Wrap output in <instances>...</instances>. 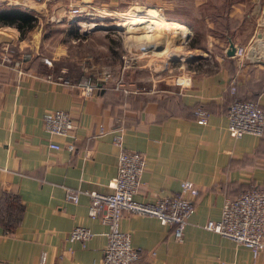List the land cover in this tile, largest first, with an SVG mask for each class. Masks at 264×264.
Masks as SVG:
<instances>
[{
	"label": "crops",
	"instance_id": "1",
	"mask_svg": "<svg viewBox=\"0 0 264 264\" xmlns=\"http://www.w3.org/2000/svg\"><path fill=\"white\" fill-rule=\"evenodd\" d=\"M63 3L0 0V8L24 9L37 19L21 35L12 26H0V195L13 194L21 204L12 232L6 233L0 224V264H90L100 260L105 227L87 216L85 194H79L73 204L64 199L63 187L110 192L107 183L115 173L118 151L112 136L118 127L121 145L145 158L134 196L137 201L169 196L178 191L182 180L191 181L198 191L181 241L174 240L171 226L161 225L153 217H121L119 229L129 234L131 246L145 260L152 264H261L252 260L247 248L201 226L219 218L225 199L264 182V133L232 139L225 129V110L235 98L228 91L232 83L236 96L254 100L264 110V0H234L228 7L232 24L227 27L234 34L233 45L242 41L244 23L253 21L248 25L253 33L241 45L243 57L225 56V44L207 35L205 49L188 48L190 57L173 74L163 69V61L150 54L139 55L132 67L122 70L126 93L96 80L89 96L58 80L77 82L64 63L83 66L81 60L90 56V49L81 45L78 49L85 53H72L74 40L64 37L59 28L68 22ZM129 20L135 26L148 21L156 29L158 23L181 26L176 31L179 38L189 33L179 21ZM129 37L135 40V33ZM26 54L28 58L23 60ZM42 57L51 61L50 67L41 62ZM15 60L22 61L19 71L12 67ZM179 60L174 57L173 62ZM196 108L207 114L204 125L194 121ZM55 109L66 111L76 126L70 136H50L42 129L43 113ZM48 141L60 149L48 148ZM68 141L77 154L70 155L63 148ZM73 226L86 227L92 233L84 248L64 240ZM149 251H153L152 257Z\"/></svg>",
	"mask_w": 264,
	"mask_h": 264
},
{
	"label": "built area",
	"instance_id": "2",
	"mask_svg": "<svg viewBox=\"0 0 264 264\" xmlns=\"http://www.w3.org/2000/svg\"><path fill=\"white\" fill-rule=\"evenodd\" d=\"M39 1V0H32ZM79 9H67V13L79 15ZM233 57L241 58L245 54L242 46L234 45ZM28 58L24 55L23 60ZM21 59V60H22ZM124 61L132 59L126 55ZM21 60L12 62V67L19 71ZM41 62L51 66V61L45 57ZM127 67H121V72ZM99 78L92 74H84L74 84L66 79L58 78L60 83L75 87L80 95L89 96L93 93L96 80L109 82L113 89L126 93L121 73L114 76L109 72H99ZM234 91L233 83L229 93ZM195 123L204 125L207 114L200 108L192 111ZM225 129L228 136L237 139L244 134L261 136L264 133V110L251 100L233 99L227 106L225 113ZM42 129L50 136L68 137L76 126L66 111L55 109L46 111L41 118ZM121 128L114 130L113 143L118 147L116 154L115 173L108 181V193L95 191H80L63 187L64 199L75 204L79 194L88 197L86 214L105 227L104 245L99 261L90 264H152L144 259L141 252L130 244V236L119 229V220L123 215H146L155 218L161 225L172 227V237L181 241L182 231L189 216L194 211V198L197 189L191 181L182 180L178 191L169 196H155L152 201L140 202L134 196L141 184L140 178L145 165L144 155L138 151L126 149L121 145ZM101 133V128H99ZM46 146L53 150L60 149L57 143L48 141ZM63 148L70 154H77L74 144L67 142ZM207 231L214 232L222 237L232 240L237 245L247 248L252 260H259L264 264V182L258 185H249L232 198L225 199L217 220H207L201 226ZM92 233L83 226H73L65 235L66 242H77L84 248ZM153 256V251L148 252ZM42 259V257H41Z\"/></svg>",
	"mask_w": 264,
	"mask_h": 264
},
{
	"label": "rangeland",
	"instance_id": "3",
	"mask_svg": "<svg viewBox=\"0 0 264 264\" xmlns=\"http://www.w3.org/2000/svg\"><path fill=\"white\" fill-rule=\"evenodd\" d=\"M234 0H92L86 3L80 0H64V17L69 21L75 19L73 24H67L62 28L64 37L74 40L72 51L75 54L84 52L81 47H88L90 56L81 60L83 66L79 64L84 74H92L99 78V72H109L114 76L121 73L124 82L123 72L134 65L135 59L139 55L150 54L155 60L163 61V69L169 70L173 74L178 64L190 57V50L187 44L195 42L196 48L205 49L206 36L211 35L222 41L224 48L227 40L233 39V32L227 25L232 24V19H228V7ZM79 9V15L67 13L70 8ZM133 17L165 18L166 20L179 21L185 24L189 33L182 38L176 35L178 32H168L166 29H157L148 21L142 24L118 26V22L130 21ZM95 23L93 27H83L82 23ZM164 22V21H162ZM154 23V22H153ZM253 21L244 23L241 27L243 33L242 41L237 45L247 44L246 40L253 33V27L248 26ZM252 25V24H251ZM240 26V25H239ZM119 27V28H118ZM250 27V28H249ZM249 29V30H248ZM139 30V31H135ZM167 32L162 33L160 31ZM240 30V29H239ZM56 31V30H55ZM82 34L79 40L74 38L73 32ZM135 33V40L129 36ZM182 35V34H181ZM225 43H224V41ZM162 46L163 47L162 49ZM244 46V45H242ZM164 50L162 53L160 52ZM88 50V49H85ZM160 52V53H159ZM192 53V51H190ZM85 53V52H84ZM87 54V53H86ZM128 55L132 59L128 62L123 57ZM174 57L180 59L174 63ZM124 67L121 72V67Z\"/></svg>",
	"mask_w": 264,
	"mask_h": 264
},
{
	"label": "trees",
	"instance_id": "4",
	"mask_svg": "<svg viewBox=\"0 0 264 264\" xmlns=\"http://www.w3.org/2000/svg\"><path fill=\"white\" fill-rule=\"evenodd\" d=\"M36 21H37L36 17L31 12L26 11L24 9H20L17 7L0 8V26L2 25L12 26L16 28V30L19 32V35L31 29L36 24ZM74 21L75 19L70 21L69 23L73 24ZM72 36H74L76 40H79L80 37H82V34L78 33L77 31L76 32L74 31ZM195 45H196L195 42L190 41V43L187 44V47L192 48ZM64 64H65V67H67V73L68 74L72 73L73 76H76L75 78L77 81L81 74L79 67L75 66L74 64H70V63H64ZM233 86H234V91L231 94V97H235V98H232L231 100L233 99L250 100L249 98H242V97L236 96V86L234 84ZM251 101H254V100H251ZM20 214H21V204L18 201L17 197L10 193H1L0 195V224L2 225L6 233L12 232L13 228L18 223Z\"/></svg>",
	"mask_w": 264,
	"mask_h": 264
},
{
	"label": "bare ground",
	"instance_id": "5",
	"mask_svg": "<svg viewBox=\"0 0 264 264\" xmlns=\"http://www.w3.org/2000/svg\"><path fill=\"white\" fill-rule=\"evenodd\" d=\"M133 23H135L134 21H132V22H130V21H125V22H118V26H129L130 24H133ZM83 27H93L94 25H96L95 23H89V22H86V23H82L81 24ZM158 25V27H161V28H165V29H167L168 31H174V32H176V31H180V29H181V27L180 26H178V25H175V24H170V23H158L157 24Z\"/></svg>",
	"mask_w": 264,
	"mask_h": 264
},
{
	"label": "water",
	"instance_id": "6",
	"mask_svg": "<svg viewBox=\"0 0 264 264\" xmlns=\"http://www.w3.org/2000/svg\"><path fill=\"white\" fill-rule=\"evenodd\" d=\"M119 28V27H118ZM234 45L230 40H227V46L224 48L223 52L225 56H232L234 51Z\"/></svg>",
	"mask_w": 264,
	"mask_h": 264
}]
</instances>
